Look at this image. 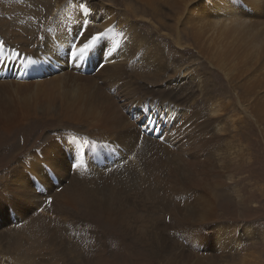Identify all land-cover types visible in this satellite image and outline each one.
I'll return each mask as SVG.
<instances>
[{"label": "bare ground", "instance_id": "bare-ground-1", "mask_svg": "<svg viewBox=\"0 0 264 264\" xmlns=\"http://www.w3.org/2000/svg\"><path fill=\"white\" fill-rule=\"evenodd\" d=\"M80 1L70 0L65 5L64 17L50 23L48 19L34 35L23 27L12 30L7 28L10 37L22 46L20 50L5 40L4 32L0 33V40L4 42V50L0 51L1 144L9 138L8 134L20 132L19 136H26V133H31L32 124L25 128L23 126L35 118H55L60 122L68 121L89 129L88 135L76 138L71 135H56L35 155L21 158L0 179V233L9 236L4 240L0 239V248L7 242L5 248L11 251L8 255H3L0 251V264H36L37 259L45 254L44 249L33 245L20 251L22 239L18 240L17 246H13L15 239L12 234L19 229V224L16 223L20 220L29 224L33 219L55 218L53 213L41 211L46 207L40 205V194L34 186L48 189L56 183H70V169H73L72 177L76 171L92 173L87 182L75 189L88 210L80 212V215H74V212L79 211L77 209L62 211V218L72 229H79L86 221L102 222V219L92 216L93 211L101 209L113 221L123 219L122 205H119L121 208L113 207L104 201L109 196L125 192L123 184L115 183L118 174L126 178L127 182L134 180L138 183V187L133 190L135 195L143 190L150 197L179 196L183 203L175 213L182 222V227L188 231L187 240L195 242L200 248L207 245L211 236L202 225L217 218L218 193L224 187L222 171L240 160L242 142L248 139L244 137V129L236 128L234 144L225 153L202 158L203 144L209 141L214 132L203 127L185 133L194 127L196 105L191 104L186 112H182L179 106L169 100L148 95L139 86L126 81L127 69H136L135 62L145 67L151 58L158 55L162 47L160 41L165 42L164 38L154 30L155 36L145 34V25L148 23L144 19L127 17L125 26H120L116 8L107 7L103 1L96 3L106 10L105 17L108 19L105 23L97 24L99 27L96 32L105 29L110 31L86 53L84 59L70 60L71 43L75 41L77 46H81L78 33L83 21L86 19L90 24L91 20L98 19L89 13L88 17L82 16L77 23L73 17L80 15L79 8L83 4ZM82 2L85 4V1ZM179 2L183 10L190 5V0ZM86 5L90 6V2ZM195 5L205 11H217L221 27L209 30L206 25H197L193 32L197 36L209 34V38L203 40L204 52L209 57L210 54L213 56L216 66L223 63L231 71V81L240 83L245 103H248L251 112L264 126V0H205ZM74 11L76 12L73 13ZM28 19L29 17H25L22 22ZM181 20L178 19L179 22ZM166 27L171 29L174 25L167 23ZM37 34L43 37L38 53L30 44L31 37ZM132 34L142 36L136 49L132 42L127 44V38ZM108 52L112 53L110 57ZM14 53H19V56ZM244 60H253L252 65L245 66ZM204 74L202 68L195 71L192 77L194 86L188 93L190 96L185 95L189 101L194 100L191 96L206 89L207 77ZM43 75L48 77L40 79ZM175 76L173 74L162 79ZM214 85L217 86L216 83ZM209 103L222 107L218 100ZM148 104H157L158 108L150 111L146 107ZM146 123L156 130H145ZM161 136L166 144L156 142ZM138 140L144 143L137 146ZM192 140L194 145H190ZM146 141L151 143L147 144ZM227 146H230V142ZM139 147L142 148L144 158H149L148 164L142 165L136 155L129 153L122 165L116 163L105 167L112 158L121 157L127 151L134 150L138 153ZM214 163L216 170L210 168ZM73 180L76 181V178ZM44 194L55 203L76 202L75 195L74 198L61 200L49 195L47 190ZM94 198L101 199V203L93 204ZM31 204H38L40 210L33 209ZM9 217H12L11 220L2 229V224ZM193 228L198 231L197 234ZM225 229V236L230 237L226 231L233 232L235 227ZM213 232L217 234L213 238L218 247L224 243L229 244L230 240L226 242L225 236L214 227ZM204 256L182 261L174 254L162 260V264H205Z\"/></svg>", "mask_w": 264, "mask_h": 264}, {"label": "rangeland", "instance_id": "rangeland-1", "mask_svg": "<svg viewBox=\"0 0 264 264\" xmlns=\"http://www.w3.org/2000/svg\"><path fill=\"white\" fill-rule=\"evenodd\" d=\"M69 1L0 0V33L4 32L5 40L20 50L22 46L10 37L7 28L12 30L23 27L28 32L32 31L34 35L48 19L50 23L54 19L64 17L65 5ZM82 1H85V4ZM97 1H103L107 7L116 8L121 21L120 26H125L127 17L144 19L148 23L145 25L147 26L144 29L145 34L153 35L155 31L164 38L166 43L160 41L162 47L158 55L151 58L145 67L135 62L134 67L137 70L127 69L126 81L139 86L148 95L169 100L179 106L182 112H186L191 104L196 105L194 127L192 130H186L185 133L203 127L214 132L209 137V141L203 144L202 158H210L215 153H225L231 148L234 144L233 136L237 135L236 128H243L244 137L248 139L242 142L240 160L233 162L231 167L222 171L224 187L218 193L217 218L202 225L209 232L211 240L201 248L195 242L187 240L188 231L182 227V222L175 213L183 203L179 196L150 197L143 190L135 195L133 190L138 187V183L134 180L127 182L126 178L118 174L115 183L123 184L125 192L117 196H109V199L104 201L113 207L123 206L124 214L121 216L123 219L113 221L107 218L104 209H101L93 211L92 216L102 219V222L86 221L79 229H72L62 218V211L77 209L79 211L74 212V215H80V212L88 210L75 189L92 176V173L76 171L75 176L72 177L73 169L69 171L72 181L70 183H56L48 189L34 186L40 194L38 198L40 205L46 207L42 212L53 213L55 218L33 219L29 224L18 221L16 224H19V229L12 234L15 239L13 246H17L18 240L22 239L20 251L27 250L32 245L44 249L45 254L37 259L36 264H162V260L174 254L182 261L205 255V264H264V126L251 112L248 103H245V95L239 87L240 83L231 81L229 77L231 71L225 68L223 63L216 66L213 56L210 54L209 57L204 52L203 40L209 38V34L203 33V36H197L193 32V28L197 25H206L209 30L211 28L214 30L217 26V28L221 27L220 19L216 16L217 11L196 8L195 4L199 5L205 0H190L189 7L187 9L184 7V10L179 0H81L84 5L90 2V6L86 5L90 12L84 13L80 7V15L76 14L73 19L79 23L80 18L88 17L89 13L93 18H98L97 21L91 20L88 24L91 34L96 32L98 23H105L108 19L105 17L106 10L99 7ZM76 5L78 8V2ZM91 7L97 9L93 10ZM25 17L29 19L22 22ZM179 18L182 19L180 22ZM167 23L174 27L167 28L169 27H166ZM79 33L78 38L81 40ZM141 40V35L132 34L127 38V44L132 42L133 48L136 49ZM30 44L38 53L43 44L42 37L38 34L31 37ZM252 62L253 60H244L245 66L248 67ZM199 68H202L207 77L206 89L191 96L194 100L189 101L185 95L190 96L188 93L194 86L192 77ZM173 74L176 76L171 79H162ZM47 77L48 75H43L40 79ZM215 83L217 86L214 85ZM216 100L222 107L209 103ZM146 107L153 111L158 105L148 104ZM258 107L262 108L261 105ZM29 124H32L31 133H26V136H19L20 132L8 134L9 138L3 144L0 138V179L12 170L21 158L35 155L56 135L62 137L71 135L76 138L84 134L88 135L89 130L87 127L73 125L68 121L60 122L55 118H35L23 127ZM136 142L137 146L144 143L140 140ZM156 142L167 143L164 139H158ZM193 142L194 140L190 145H194ZM146 143L151 142L146 141ZM137 151L139 154L131 150L121 157H114L105 167L116 163L122 165L124 158L125 161L128 159L129 153L136 155L142 165L148 164L150 160L144 158L142 148H137ZM215 165V163L210 165V168L216 170ZM73 178H76V181ZM46 190L49 191V195L55 196V199L74 198L75 195L76 202L55 203L50 198H46L44 194ZM92 203L100 204L101 199L94 198ZM31 206L35 210H40L38 204ZM11 218L4 221L2 229L8 225ZM230 226H234L235 229L233 232L226 231L230 236L227 237L225 228L229 230ZM213 227L225 236L226 242L230 240L228 245L223 244L225 248L222 247L223 245L218 247L214 242L213 236L217 234L213 232ZM193 230L196 231L195 228ZM5 237L9 236L0 233L1 240L6 239ZM7 245L8 243L5 242L0 248L3 255L11 252L10 249L5 248Z\"/></svg>", "mask_w": 264, "mask_h": 264}, {"label": "snow or ice", "instance_id": "snow-or-ice-1", "mask_svg": "<svg viewBox=\"0 0 264 264\" xmlns=\"http://www.w3.org/2000/svg\"><path fill=\"white\" fill-rule=\"evenodd\" d=\"M81 8L83 9L84 13L90 12V9L84 4L81 5ZM81 27H82V30L79 33V36L82 38L80 41L81 46H77V42L73 41L69 47V59L73 61L84 59L86 53L92 50L94 46L110 31V29H105L104 31L91 34L89 32L88 23L86 19L83 21ZM3 50H4V42L0 40V51H3ZM14 54L16 56H19V53H14ZM107 55L110 57L112 53L108 52ZM144 128L145 130H151V131L156 130L155 128H152L150 124H147V123L144 125ZM159 138L163 139L162 136ZM42 210L43 209H41V211Z\"/></svg>", "mask_w": 264, "mask_h": 264}]
</instances>
